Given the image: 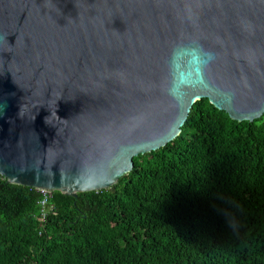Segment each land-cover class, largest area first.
I'll return each mask as SVG.
<instances>
[{"label":"water","instance_id":"water-1","mask_svg":"<svg viewBox=\"0 0 264 264\" xmlns=\"http://www.w3.org/2000/svg\"><path fill=\"white\" fill-rule=\"evenodd\" d=\"M208 99L264 116V0H0V176L112 189Z\"/></svg>","mask_w":264,"mask_h":264},{"label":"trees","instance_id":"trees-1","mask_svg":"<svg viewBox=\"0 0 264 264\" xmlns=\"http://www.w3.org/2000/svg\"><path fill=\"white\" fill-rule=\"evenodd\" d=\"M40 200L0 176V264H264V116L202 99L112 189L53 191L43 228Z\"/></svg>","mask_w":264,"mask_h":264},{"label":"built area","instance_id":"built-area-1","mask_svg":"<svg viewBox=\"0 0 264 264\" xmlns=\"http://www.w3.org/2000/svg\"><path fill=\"white\" fill-rule=\"evenodd\" d=\"M40 195H41V200H40V208H39V213L37 216V221L40 224V226L43 228L46 225V222L48 220V217L50 215H55L54 211V205L51 202V197H52V190H37Z\"/></svg>","mask_w":264,"mask_h":264}]
</instances>
